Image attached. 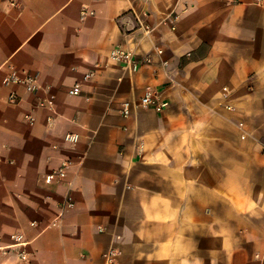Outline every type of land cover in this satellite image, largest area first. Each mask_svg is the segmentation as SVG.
Wrapping results in <instances>:
<instances>
[{"label":"crops","instance_id":"1","mask_svg":"<svg viewBox=\"0 0 264 264\" xmlns=\"http://www.w3.org/2000/svg\"><path fill=\"white\" fill-rule=\"evenodd\" d=\"M17 234L27 261L2 248ZM0 247V264H264V3L0 0Z\"/></svg>","mask_w":264,"mask_h":264},{"label":"built area","instance_id":"2","mask_svg":"<svg viewBox=\"0 0 264 264\" xmlns=\"http://www.w3.org/2000/svg\"><path fill=\"white\" fill-rule=\"evenodd\" d=\"M255 2L257 3H264V0H255ZM87 10H84L82 12V14H86ZM172 20L171 22H173V17H171ZM111 57L113 58V60L118 63L119 65H122L124 67H128L131 68L135 71H137L140 67H141V61L140 59L137 57V55H135L132 51L125 49L123 47H116L112 50L111 52ZM92 74H87L85 76V78L90 77ZM8 80L15 83V84H21L24 85L26 87L27 90L29 91H35L37 89L36 86V78L34 75L32 74H20L16 71H12L10 73V76L8 77ZM69 94L72 95H79L81 93V88L79 84H75L73 87H71L69 89ZM152 93H147L146 96L142 99V103L145 105H149L152 102ZM10 100L12 102L16 101V97L15 95H12L10 97ZM28 118H30V120H32L31 116H28ZM65 140L68 142H72L75 143L79 140V135L76 133H68L65 135ZM69 165V162H64L62 163L61 167L56 170L54 173L50 174L47 176L46 180L48 182H51L53 179H62L66 176V169ZM13 242L5 247L6 250H11V249H17V254L18 256L22 259V260H28V254L25 250H23L22 248L26 246V242L23 240L21 235H13L12 237ZM1 248V247H0Z\"/></svg>","mask_w":264,"mask_h":264}]
</instances>
